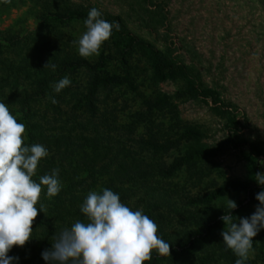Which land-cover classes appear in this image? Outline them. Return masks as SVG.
<instances>
[{"label":"rangeland","instance_id":"rangeland-1","mask_svg":"<svg viewBox=\"0 0 264 264\" xmlns=\"http://www.w3.org/2000/svg\"><path fill=\"white\" fill-rule=\"evenodd\" d=\"M155 4L166 17L164 26L152 32L140 18ZM93 7L103 17L119 16L120 31L113 29L100 54L85 59L72 41L86 30V18L67 16L76 10L88 13ZM110 19L116 22V17ZM131 35L193 65L192 76L154 81L149 52L133 44ZM52 59L62 72L51 85L66 75L71 80L59 93L53 91L68 99L69 108L77 105L71 93L81 97L79 93L89 92L95 75L106 77L107 82L94 89L96 106L107 114L112 140L123 143L110 145L103 159L108 170L87 178L89 182L96 176L100 181L117 180L110 169L123 158L135 167L124 175L127 182L121 196L127 198L121 202L133 211L142 209L158 225V236L181 247V253L157 264H235L237 257L225 250L221 236L224 222L220 217L230 211L226 200L236 202L231 211L239 223L240 217L255 212L259 204L255 196L264 190L255 180L256 172L264 173V0L0 2V101H6L18 122L23 123L19 113L23 105L13 95L32 94L34 109H51V99L41 97L38 87L44 67L35 65L51 64ZM74 61L88 65H73ZM6 64H19L20 70H9ZM45 69L54 73L50 67ZM201 85L216 93V102L202 96ZM191 130H197L200 137L190 135ZM43 175L37 170L32 179L39 183ZM235 182L260 189L248 196ZM56 198L49 200L45 187L38 204L53 206ZM209 220H216V225L206 239L190 244L191 236L200 233ZM39 221L37 216L31 239L8 253L18 257L11 264H37L41 259ZM62 230L57 228L55 235ZM253 248L246 264H264V229L253 238Z\"/></svg>","mask_w":264,"mask_h":264},{"label":"clouds","instance_id":"clouds-1","mask_svg":"<svg viewBox=\"0 0 264 264\" xmlns=\"http://www.w3.org/2000/svg\"><path fill=\"white\" fill-rule=\"evenodd\" d=\"M0 2L8 4L11 0ZM83 24L86 30L72 43L85 59L98 56L112 30L120 29L118 22L103 19L95 7L88 11ZM43 67L56 69L49 61ZM70 84L66 75L52 88L59 93ZM51 102L57 103L55 98ZM25 132L26 125L18 122L7 104L0 102V264L18 260L8 253L13 246L23 247L31 239L44 188L49 200L62 189L57 168L41 176L39 183L32 179L40 160L49 153L42 144H25ZM255 180L264 185V173L256 172ZM255 199L259 202L255 212L240 217L239 223L237 217L233 220L231 211L237 204L228 198L225 206L230 211L220 217L224 222L221 236L225 250H231L237 257L235 264H246L254 253L253 238L264 229V190ZM39 211L45 213L47 209L40 204ZM80 212L85 219L63 229L53 237L51 248L42 251L41 256L48 264H144L152 259L153 250L157 256H170V243L158 236L155 221L144 215L142 209L133 211L123 204L119 195L108 188L89 191Z\"/></svg>","mask_w":264,"mask_h":264},{"label":"trees","instance_id":"trees-1","mask_svg":"<svg viewBox=\"0 0 264 264\" xmlns=\"http://www.w3.org/2000/svg\"><path fill=\"white\" fill-rule=\"evenodd\" d=\"M158 4L154 5V9H147L141 14V21L146 26V28L156 31L159 27L164 26L165 14L160 10H156ZM67 17H85L87 18V13L85 11H72L69 12ZM116 17V22H121L119 16L103 17V19L108 22H112L110 18ZM115 30V29H114ZM120 31V29H119ZM117 31V32H119ZM131 41L138 47H141L149 52L152 59V79H164L168 76L174 77H184L187 78L192 76L195 67L193 65H186L184 62L177 60L170 56L169 53L158 49L154 44L143 40L137 36L131 35ZM54 58V56H53ZM51 64L56 65V61L52 59ZM73 65L86 64L85 62L74 61ZM9 70L19 69V64L11 65L6 64ZM44 64H38L35 66H42ZM88 65V64H86ZM44 76L40 80L38 87L42 89L40 93L41 97L57 98V103L53 104L49 110H36L33 108V95L25 94L23 98H19L18 95H13L14 100H19L23 105L22 110L19 113L22 114V121L26 125V132L24 134V141L27 145L32 144H42L51 153V157H46L44 163L39 162L38 171L41 174H47L48 171L55 168V165L59 169V176L61 178L62 189L57 195V202L53 206L46 207L47 211L44 213L39 211L40 204L38 207L40 233L37 234V243H39L41 253L42 251L49 248L57 228L65 229L67 226L72 225L74 219L83 221L85 219L84 215L80 212V205L86 198V194L92 191L94 187H105L115 193L120 197V200L127 198L123 195V184L127 182L124 177L129 170L131 172L135 170V167L128 164L124 158L120 160L115 165L116 167L110 169L111 172L116 175L115 181L110 180H98L97 177H92L90 182L87 177L91 174L95 175L99 171L109 168L108 164L103 162V159H107L111 144L115 143L118 147L123 143L121 140L113 141L111 138V129L106 125V120H108L107 114L99 110L96 106V98L94 95V89L96 91L97 86L102 83H106V77H101L98 75L93 77L90 82V89L85 95L79 93H71L70 97L75 96L76 103L84 101L83 105H75L73 107H67L65 96L54 94L51 82L56 77V75L61 74L62 69L56 66L53 72H49L45 67L43 69ZM192 78V77H191ZM200 92L204 97H211L216 102V93L207 88L204 85L199 86ZM45 92L47 94H45ZM59 100V101H58ZM2 102V101H0ZM3 103H6L4 101ZM17 118V117H16ZM18 120V118H17ZM19 121V120H18ZM107 126V127H106ZM190 135L197 138L200 137V133L197 130H191ZM118 153V151H116ZM129 156L128 154L126 157ZM55 158V162L54 159ZM45 158L41 160L44 161ZM40 160V161H41ZM134 165V164H133ZM107 171V172H110ZM80 172V174H78ZM85 173L86 176H81V173ZM106 172V173H107ZM40 174L36 176L38 179ZM89 183V184H88ZM236 184L242 186L246 191L248 196L254 195L260 189V186L240 184V182H235ZM115 184V187L113 185ZM117 184V186H116ZM101 191V190H100ZM99 191V192H100ZM98 192V191H97ZM55 208V209H54ZM54 213H57L54 215ZM216 225V220H209L200 233H194L190 238V244H194L198 241L205 240L207 234ZM173 253H181V247L178 244L170 245V255ZM167 256H157L156 252L152 254V259L144 264H157L161 259ZM38 260L37 264H48L42 256Z\"/></svg>","mask_w":264,"mask_h":264}]
</instances>
